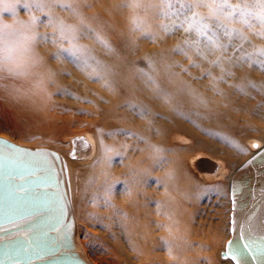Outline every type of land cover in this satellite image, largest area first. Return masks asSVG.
Returning a JSON list of instances; mask_svg holds the SVG:
<instances>
[{
  "label": "bare ground",
  "instance_id": "1",
  "mask_svg": "<svg viewBox=\"0 0 264 264\" xmlns=\"http://www.w3.org/2000/svg\"><path fill=\"white\" fill-rule=\"evenodd\" d=\"M127 4L132 6L122 7ZM166 8L161 0H0V64L7 63L16 73L3 77L0 93H30L38 99L44 96L48 103L61 93L91 103L84 110L92 126L85 133L93 145L92 156L78 161L65 157L73 205L72 168L80 165L82 173L94 174V188L86 187L82 195L84 214L93 226H104V239L98 241L104 251L123 264H213L211 247L223 242L225 229L220 224L206 232L196 224L204 191L186 167L187 151L177 139L185 137L215 156V140L231 145L236 153L246 154L248 146L255 155L264 147V127L253 116L234 115L235 102L221 87L223 77L210 80L208 88V82L185 76L178 47L165 40L167 28L160 18ZM61 25L74 31L62 32ZM198 45L189 49L192 58L200 51L212 60L213 49ZM251 49L257 53L264 44ZM213 61L220 62L215 57ZM226 72L236 76L239 88L253 82L263 87L262 78L229 62L220 75ZM69 81L81 85L83 92L71 89ZM28 129L41 133L33 126ZM251 131L258 137H249L240 148V138ZM225 156L227 165L234 163V156ZM201 157L198 152L190 159L194 169ZM247 160L227 179L228 166L217 161L219 170L210 174L219 180L215 192L224 195L228 181L231 199L234 173ZM231 212L232 200L229 240ZM75 213L80 230L76 209Z\"/></svg>",
  "mask_w": 264,
  "mask_h": 264
},
{
  "label": "rangeland",
  "instance_id": "2",
  "mask_svg": "<svg viewBox=\"0 0 264 264\" xmlns=\"http://www.w3.org/2000/svg\"><path fill=\"white\" fill-rule=\"evenodd\" d=\"M186 2L192 4L195 3V0H186ZM228 4L231 7H226L224 13L219 14L218 20L210 18V8L208 6L201 5L194 7L195 13L200 14L196 18H204L211 29V32L206 35H197L193 32L185 31L188 27V24L185 23V17H192V12L186 11L184 15L176 16L170 14V10L167 7L164 16L160 18V22L167 28L164 31L165 40L169 45L176 46L182 50L180 52V68L185 65L184 68L188 73L185 76L194 82H208V88L210 80H219L220 77H223L221 87H223L227 96L230 95L231 99L235 102L234 115L245 118L253 116L260 126L264 127V92L262 91V89L264 90V84L261 89L259 83L253 82L251 84H255V88L249 84L244 89L242 88L243 93H241L239 90L241 87L239 88L237 85L238 80L233 73L229 75L226 72L223 76L220 75L225 62H229L235 69L247 70L253 77H259V79L262 78L264 80V67H262L264 65V57L259 56L258 52L252 53L251 49V47L257 48L262 43L264 44V26L257 19H253L250 16L245 15L241 17L240 12L232 14L230 19L227 18L232 13V9L238 4L241 8L247 4L249 10L253 13H259L261 9L256 4V0H228ZM216 23L223 24L224 29L216 28ZM41 25L44 26L43 22ZM224 31H228L232 35H224ZM213 32L216 34L215 36L212 35ZM236 33L241 35L237 36ZM198 43H203L205 47L213 49V56L220 61L218 62L219 66H217V63H214V57H210L212 60H209L200 51L193 53L196 57L192 58L189 49L199 47ZM214 45L223 46L216 47ZM0 68L3 69L0 71V82L5 81V79L3 80L4 76L6 78L16 76L13 68L7 63L0 64ZM191 70L196 74L189 75ZM15 81V79L12 80L14 83ZM68 84L71 89L74 88L76 91L83 92L84 90L81 85L73 83V81H69ZM54 99V103L52 101L48 103L45 102L44 96L38 99L34 98L30 93L17 92L16 94L12 93V95H9L8 93L6 95V93L1 92L0 135L23 146L34 148L45 147L56 150L71 159L72 139L85 136V133L92 128L90 126V116L84 110V107L87 105L91 107V103L89 101H82L77 96L65 98L61 93H57ZM244 104H247V108ZM29 126L41 130V133L29 132ZM191 128L194 129L193 127ZM194 130L196 133L201 132V129L195 128ZM42 133L50 137L47 138L41 135ZM201 134L205 138H210L204 133ZM257 135L256 131H251L249 136L240 138L241 145L239 147L243 146L244 148L247 139L249 137H258ZM183 138V141L180 138L177 139V142L180 144L182 150L187 151L186 167H188L196 178L194 179L199 187L204 191L202 201L198 207L196 224L204 228L206 232L214 231L220 224L224 227L225 238L223 242L219 246L211 247L212 262L213 264H233L230 260H224L220 257V252L225 249L226 242L230 238L231 199L229 183L227 181V189L224 195L215 192L214 188L219 183L216 176L201 171L198 166L194 169L193 166L195 164L192 166L190 159L200 152L202 157L218 161L225 167L227 165L225 154L234 156V163L227 165V175L225 177L227 179L255 151L246 146L248 148L246 154L236 153L231 145L215 140L218 153L215 156L198 148L193 142L186 140L185 137ZM81 167L80 165L74 166L71 173L74 186V205L80 223L84 246L92 260L97 264H123L124 260L114 258L112 254L104 251L98 243V241L102 242V239H104V226H93L87 213L84 214L85 203L82 195L86 187L91 190L94 188V174L90 171L82 173ZM200 173L207 174L209 178H206V176L201 177Z\"/></svg>",
  "mask_w": 264,
  "mask_h": 264
},
{
  "label": "water",
  "instance_id": "3",
  "mask_svg": "<svg viewBox=\"0 0 264 264\" xmlns=\"http://www.w3.org/2000/svg\"><path fill=\"white\" fill-rule=\"evenodd\" d=\"M72 145L71 159L92 156L88 137H75ZM197 161L203 172L219 170L208 157ZM231 200V239L222 258L264 264V147L234 173ZM0 264H96L82 243L67 158L2 136Z\"/></svg>",
  "mask_w": 264,
  "mask_h": 264
},
{
  "label": "snow or ice",
  "instance_id": "4",
  "mask_svg": "<svg viewBox=\"0 0 264 264\" xmlns=\"http://www.w3.org/2000/svg\"><path fill=\"white\" fill-rule=\"evenodd\" d=\"M56 2H58V0H56ZM161 3L164 4L165 6H167L170 10V14L172 15H176V16H182L185 14L186 11H190L192 12V17H185V23L188 24V27L185 29V31H189V32H193L197 35H206L207 33L211 32V29L209 28L208 24L205 22L204 18H199L197 19V13H195L194 11V7L196 6H208L210 8V18H216L218 20L219 18V14H223L224 13V9L226 7H231V5L228 4V0H195V3H187L186 0H161ZM256 4L260 6L261 11L259 13H253L249 10V6L247 4H245L243 6V8H241V6L238 4L236 5L235 8L232 9V13H230L228 15L227 18H231V15L236 13V12H240L241 17L247 15L250 16L253 19H257L259 21V23L264 26V0H256ZM61 7H65V8H71L70 4H61ZM132 6L131 4H127V5H122V7H130ZM138 6V5H137ZM177 6H179L177 8ZM246 22V21H244ZM134 23H136L134 21ZM216 28L218 29H224V25L220 24V23H216ZM136 27H139V24H136ZM61 31H67V32H73L74 30L71 28H65L63 25H61ZM224 35H232V33L228 32V31H224L223 33ZM213 36H215L216 34L213 32L212 33ZM237 36H240L241 34L236 33ZM151 39V37H149ZM97 39H99V37H97ZM218 39V37H217ZM211 42V41H210ZM216 47H222L223 45H214ZM177 52H181V49H177ZM258 55L261 57H264V50H259L258 51ZM99 63V62H98ZM217 63V62H214ZM217 66H219V64L217 63ZM149 67H152L151 62H149ZM262 67H264V65H262ZM3 69L0 68V71H2ZM140 71V75L146 77L149 81H151L153 84H156L155 80L153 79V77L151 75H149L148 73L143 72V70H139ZM231 73H229L230 75ZM223 79V78H221ZM250 86L255 88L256 85L255 84H251ZM157 88H159V85H156ZM241 91V93H243V89H239ZM254 147H258L257 145H254ZM156 151H159V149H156ZM167 245V241L164 242ZM169 250V254L171 253V248L169 246L168 248Z\"/></svg>",
  "mask_w": 264,
  "mask_h": 264
}]
</instances>
